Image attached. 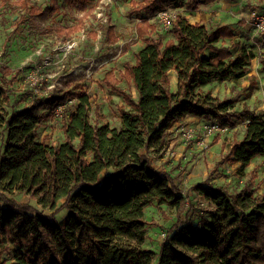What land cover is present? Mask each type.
Segmentation results:
<instances>
[{
    "label": "trees",
    "instance_id": "1",
    "mask_svg": "<svg viewBox=\"0 0 264 264\" xmlns=\"http://www.w3.org/2000/svg\"><path fill=\"white\" fill-rule=\"evenodd\" d=\"M100 1L65 0L75 22L51 26L46 22L60 10L57 0L45 8L33 0H3L2 4L5 11L22 12L15 23L18 27L66 43L85 29L90 17L96 18ZM217 1L187 0L185 6L197 11ZM173 4V0H141L130 10V15L148 17L135 25L145 47L135 53L134 63H126L120 79L114 70L103 77V83L124 101L118 107L120 129L100 124L104 114L99 104L96 122L91 123V98L82 85L71 87L72 80L65 83L68 89L33 92L21 110H0V264H153L155 252L144 247L147 208L157 201L181 209L186 199L174 179L152 164L149 154L165 151L172 130L185 118L217 120L221 127L231 128L238 120H248L243 139L235 140L222 158L239 163L244 171L264 156V114L247 108L235 112L234 100H219L201 89L212 81L245 78L255 59L264 71V52L257 56L236 41L228 24L214 25L212 20L193 24L182 15L171 24L175 38L165 40L149 18ZM99 28L108 44L119 41L111 14ZM88 35L96 40L99 31ZM131 46L127 44L124 53ZM172 70L178 77L177 92L171 87ZM0 72L1 104L10 100L18 72L7 66H1ZM254 89L255 82L249 90ZM70 101L75 103L66 110L75 108L69 115L64 111L65 143L39 141V128ZM218 142L219 137L213 144ZM261 186L247 183L227 195L198 185L209 202L200 209V224L187 223L179 241L184 249L180 257L168 256V245H163L159 264H264ZM14 194L29 196L43 211L18 203L10 197ZM65 209L67 214L59 221L56 216Z\"/></svg>",
    "mask_w": 264,
    "mask_h": 264
},
{
    "label": "rangeland",
    "instance_id": "2",
    "mask_svg": "<svg viewBox=\"0 0 264 264\" xmlns=\"http://www.w3.org/2000/svg\"><path fill=\"white\" fill-rule=\"evenodd\" d=\"M3 0H0V68L9 67L13 73L18 72V80L12 85L10 100L0 104V110H21L29 102L31 94H48L57 89H68L66 82L72 80L82 85L84 91L91 98V123L96 122L95 105L99 104L104 114L100 124H107L111 128L120 129L122 119L118 107L124 105L123 98L112 92L104 83L106 71L114 70L120 79L127 62H135V53L145 47V42L138 40L136 23L148 18L144 13L130 15L137 3L141 0H101L94 14L90 17L84 30L74 35L70 41L62 43L56 37L33 35L26 27L15 25L20 13H10L3 9ZM17 1V0H12ZM60 10L50 17L46 25L73 24L74 16L65 6V0H57ZM174 4L168 8L167 19L175 15L187 17L191 23L202 24H228L236 33L235 40L248 45L258 56L264 52V34L256 31L249 22L252 11L264 9V0H220L211 5H203L197 11L186 9L187 0H173ZM33 3L42 8L51 7L52 0H33ZM107 14H111L119 41L108 44L99 24L107 22ZM156 25L157 33L165 40L174 39L175 36L163 14L149 18ZM98 30L96 40L89 37V32ZM127 44L132 46L124 53ZM225 44L230 45L231 40ZM2 76L0 72V77ZM255 82V89L249 90ZM207 92L219 100H234L235 112L250 109L254 113L264 114V71L255 59L245 78L238 81H212ZM121 86L126 87L122 82ZM177 92L176 85L172 88ZM249 91L251 93H249ZM205 92V91H204ZM136 95V94H135ZM74 108L66 110L69 115ZM232 113V112H230ZM216 124L217 120L198 122H180L178 128L172 130L170 142L165 151L150 153L152 164L159 170L168 173L181 187L182 196L186 205L181 209L169 208L159 205L155 201L146 210L148 223V237L144 244L155 252L153 264H159L162 246L168 245V256H178L184 249L179 245L181 233L190 221L194 225L200 224V209L207 208L209 202L204 199L197 189L198 185L212 186L222 190L227 195L240 191L247 183L261 184L264 191V156L253 160L244 171L239 163H230L223 160V154L230 150L235 140H242L248 120H238L235 128L222 127L219 132L209 135L206 125ZM182 126H191L195 130L194 137L186 139ZM221 127V126H220ZM39 141L50 145L65 143L63 119L54 117L44 122L38 130ZM219 137V142L213 144ZM20 204H30L43 211L35 200L29 196L14 194L10 196ZM50 214L49 210H44ZM67 210L61 211L56 218L60 221L65 218ZM13 250L19 251L18 246ZM11 261V256L7 257Z\"/></svg>",
    "mask_w": 264,
    "mask_h": 264
},
{
    "label": "built area",
    "instance_id": "3",
    "mask_svg": "<svg viewBox=\"0 0 264 264\" xmlns=\"http://www.w3.org/2000/svg\"><path fill=\"white\" fill-rule=\"evenodd\" d=\"M167 10H164V11H162V12L159 13V14H163L166 19L168 17H171L169 15V12ZM175 18H176V15H175V17L173 19H167L166 21L168 22V25H171L172 24V21ZM249 22L253 25V27L256 29L257 32H259L260 34H264V9L261 10V11H252L250 13ZM74 103L75 102L70 101L67 105L60 106L56 110L55 117H59L60 116L63 119V115H64V111L66 110V107L73 106ZM205 128H206L205 129L206 132L209 135H212L215 132H219L222 127L217 126L216 124H209V125H206ZM180 131L183 132V136L186 139H190V138L194 137V134H195V130L191 126H182L180 128Z\"/></svg>",
    "mask_w": 264,
    "mask_h": 264
},
{
    "label": "crops",
    "instance_id": "4",
    "mask_svg": "<svg viewBox=\"0 0 264 264\" xmlns=\"http://www.w3.org/2000/svg\"><path fill=\"white\" fill-rule=\"evenodd\" d=\"M196 23H199V22H196ZM202 24V23H201ZM170 80H171V87L174 88V84L176 85V90L178 89V77H177V74L174 70H172L170 72ZM211 83H208L204 86L201 87V89L205 92H207V90H209V86H210ZM173 90V89H172ZM202 119L201 118H196V117H188V118H185L183 120H181V122H189V123H192V122H198V121H201ZM180 125V122L177 123V127L178 128Z\"/></svg>",
    "mask_w": 264,
    "mask_h": 264
}]
</instances>
